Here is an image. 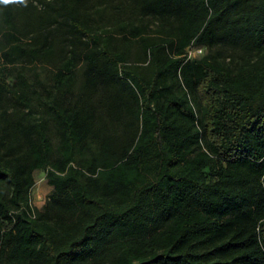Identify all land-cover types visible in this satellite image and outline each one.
<instances>
[{"label":"trees","instance_id":"1","mask_svg":"<svg viewBox=\"0 0 264 264\" xmlns=\"http://www.w3.org/2000/svg\"><path fill=\"white\" fill-rule=\"evenodd\" d=\"M131 1L167 22L168 38L146 36L148 24L130 29L149 51L147 76L126 64L129 48L108 50L69 8L80 49L62 64L61 94L49 103L57 145L46 121L11 123L1 111L0 264H264V0ZM0 8L11 25L12 3ZM190 44L238 53L226 63L219 53L186 60ZM26 54L0 48V106L31 111L9 79ZM78 61L87 63L86 85L115 87L107 113L122 125L119 137L94 109L73 104ZM45 167L49 202L2 232Z\"/></svg>","mask_w":264,"mask_h":264},{"label":"rangeland","instance_id":"2","mask_svg":"<svg viewBox=\"0 0 264 264\" xmlns=\"http://www.w3.org/2000/svg\"><path fill=\"white\" fill-rule=\"evenodd\" d=\"M69 8L78 11L80 19L87 22L89 35H98L99 43L108 50L121 51L129 48L126 64L135 67L138 73L146 76L151 69L148 64L149 51H143L139 39L130 36L131 27L148 24L146 36L155 40L168 38L160 33L161 26L165 27L167 22L143 15L140 8L131 0H26V4L12 3L11 25L5 23L0 8V48L17 45L27 52L25 57L18 58L11 67L12 74L9 79L13 81V89L29 99L31 107V111L27 112L20 104L4 100L1 103L2 107L0 106V114L2 109H5V117L11 123L19 122L22 116L33 121L39 119L46 121L47 134L53 148L57 145L59 136L48 109L50 101L61 94L57 87V73L64 61L72 54L78 55L80 49L77 35L68 28L69 20L66 15ZM6 32L13 33L15 38L10 40ZM8 40L12 44L9 45ZM33 51L36 52L34 57L31 54ZM172 51L166 50L173 57ZM208 53H219L220 59L226 63L229 62V56L238 53V50L218 45L209 48L206 45L190 44L185 48L183 56L186 60H193ZM86 70L87 63L78 61L70 83L74 95L72 102L78 108L94 109L95 120L102 121L107 126L105 132L108 131L112 138L119 137L117 134L122 133L123 127L118 122L110 120L107 113L115 87L104 79L95 85H86ZM22 81L28 85V89L22 87ZM120 96L127 100V95L120 93ZM121 139L120 137L118 140ZM96 146V143H90L89 148L95 149ZM85 152L88 154L89 150ZM71 164L75 166V163ZM49 170L50 167H45L33 171V183L26 193V200L18 207L10 209L2 232H14L18 214H23L30 221L37 218L53 192V186L47 178Z\"/></svg>","mask_w":264,"mask_h":264},{"label":"clouds","instance_id":"3","mask_svg":"<svg viewBox=\"0 0 264 264\" xmlns=\"http://www.w3.org/2000/svg\"><path fill=\"white\" fill-rule=\"evenodd\" d=\"M10 3L26 4V0H0V4H10Z\"/></svg>","mask_w":264,"mask_h":264}]
</instances>
